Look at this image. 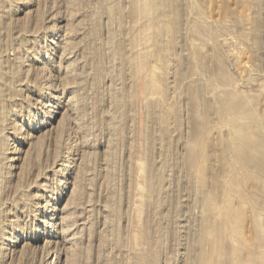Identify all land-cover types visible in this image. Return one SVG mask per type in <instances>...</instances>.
I'll use <instances>...</instances> for the list:
<instances>
[{
	"label": "rangeland",
	"instance_id": "374dc122",
	"mask_svg": "<svg viewBox=\"0 0 264 264\" xmlns=\"http://www.w3.org/2000/svg\"><path fill=\"white\" fill-rule=\"evenodd\" d=\"M0 264H264V0H0Z\"/></svg>",
	"mask_w": 264,
	"mask_h": 264
}]
</instances>
